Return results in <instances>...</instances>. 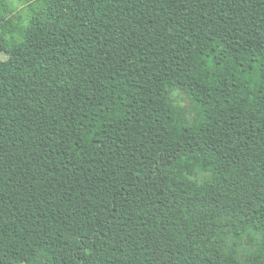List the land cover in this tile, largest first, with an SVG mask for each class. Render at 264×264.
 <instances>
[{"label":"trees","instance_id":"trees-1","mask_svg":"<svg viewBox=\"0 0 264 264\" xmlns=\"http://www.w3.org/2000/svg\"><path fill=\"white\" fill-rule=\"evenodd\" d=\"M0 0V264H264V0Z\"/></svg>","mask_w":264,"mask_h":264},{"label":"rangeland","instance_id":"rangeland-1","mask_svg":"<svg viewBox=\"0 0 264 264\" xmlns=\"http://www.w3.org/2000/svg\"><path fill=\"white\" fill-rule=\"evenodd\" d=\"M24 1L25 0H4V3L1 7L3 9L11 5H15L19 10H21V12H18L17 14L21 13L23 16H26L27 12L24 8Z\"/></svg>","mask_w":264,"mask_h":264}]
</instances>
